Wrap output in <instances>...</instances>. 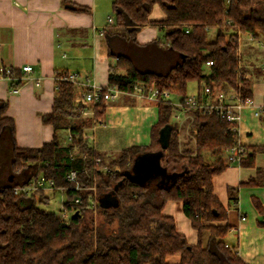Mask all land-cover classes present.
I'll list each match as a JSON object with an SVG mask.
<instances>
[{
    "label": "trees",
    "instance_id": "obj_1",
    "mask_svg": "<svg viewBox=\"0 0 264 264\" xmlns=\"http://www.w3.org/2000/svg\"><path fill=\"white\" fill-rule=\"evenodd\" d=\"M61 4L89 12L64 0ZM154 5L163 19H150ZM111 10L114 24L104 31L108 56L114 59L108 86L130 92L136 83H144L167 90L183 104L188 83L196 82L199 100L204 99V87L210 98L234 88L242 99H250L251 82L238 69L241 53L236 50L241 35L260 40L264 49L263 0H113ZM145 26L163 31L164 42L139 44L136 34ZM210 29L215 32L208 40ZM4 69L18 76L16 70ZM66 75L56 76L51 111L40 116L54 131L40 147L17 146L14 121L4 115L6 103L0 102V264H166L174 255L179 256L178 264H245L223 241L230 229L227 211L212 186L213 177L225 167L222 152L237 143V133L230 130L234 124L215 112L188 110L189 137L181 143L180 125L170 122L172 101L157 100L158 118L149 145L110 158L93 150L83 131L103 115V102L92 105V118H83L84 108L74 102L75 84L58 79ZM258 118L264 126V106ZM144 156L159 157L164 172L142 184L127 175ZM239 164L251 166L253 155L243 149ZM103 166L110 170H101ZM72 170L73 183L66 180ZM38 176L64 189L69 218L42 208L48 201L43 192L38 197L13 192ZM76 184L83 189L76 190ZM236 191L228 188L234 204ZM106 195L115 196L118 206L102 207L100 199ZM75 197L79 204L73 203ZM168 201L180 203L197 234L195 245L176 231L172 217L162 214Z\"/></svg>",
    "mask_w": 264,
    "mask_h": 264
},
{
    "label": "crops",
    "instance_id": "obj_2",
    "mask_svg": "<svg viewBox=\"0 0 264 264\" xmlns=\"http://www.w3.org/2000/svg\"><path fill=\"white\" fill-rule=\"evenodd\" d=\"M62 1L0 0V67L18 72L10 79L0 77V102L6 103L4 115L13 119L15 142L21 148H37L52 139V127L42 124L40 116L51 111L57 75H78L74 102L88 85L108 87V67L114 59L108 56L104 31L113 26L107 23L108 18L114 20L109 14L113 0H64L89 10L82 13L63 7ZM163 17L154 5L150 19ZM161 33L159 28L145 26L136 40L139 44L161 41ZM239 50L244 53L242 72L251 82V103L240 110L237 143L253 155V164L228 163L224 150L225 167L213 177L212 186L227 211L230 229L223 241L245 264H264V126L258 118L264 106V49L260 40L241 35ZM25 65L32 67L31 73L21 70ZM17 83L18 92L12 93ZM155 103L125 93L103 103V115L83 129L89 146L115 157L112 154L124 149L149 145L158 118ZM84 110L88 114L83 118L93 117L92 105ZM251 179L255 182L247 185ZM228 188H237L235 204ZM162 214L174 219L176 231L189 245L196 244L197 234L180 203L168 201ZM165 262L178 264L179 256H169Z\"/></svg>",
    "mask_w": 264,
    "mask_h": 264
},
{
    "label": "built area",
    "instance_id": "obj_3",
    "mask_svg": "<svg viewBox=\"0 0 264 264\" xmlns=\"http://www.w3.org/2000/svg\"><path fill=\"white\" fill-rule=\"evenodd\" d=\"M108 25L114 24V20L112 18L107 19ZM187 32V30H186ZM262 46V44H261ZM237 54L239 53V48L236 50ZM207 65H211V62H208ZM238 69L239 71L242 69L241 61L238 62ZM21 70L29 74L32 72V67L29 65H25L21 68ZM76 73H70L66 76H60L58 79L63 81H68L70 83H75L77 78ZM242 76L247 79L246 74L242 73ZM0 77L4 79H10L11 76L9 75V70L0 67ZM18 84L15 85L14 89H12V93L18 92ZM128 94L132 96H136L138 99H146V100H168L170 97V93L167 90H160L156 87H149L144 83H136L130 92H124L120 90L117 86H108V87H101L96 86L94 84L88 85L87 89L80 93L78 98L75 99V103L81 105L82 107H86L87 105H94L100 101L103 103L108 102L111 99H117L122 94ZM202 95L204 99L199 100L197 95H191L190 97H186L183 104L180 103H172L174 107L176 106L177 109L181 111V113H185L188 110H201L207 112H215L224 116L225 119L233 123L230 127V130L237 133L238 136V120L240 119L239 113L242 107L250 105V99H242L241 96L236 92L234 88H230L227 92L218 91L217 94L210 98V90L207 87L203 88ZM81 114L87 115L88 112L83 110ZM178 118V115L176 116ZM226 152V162L228 163H237L239 164L242 154L243 148L238 145V143L234 144L233 146L229 147L225 150ZM99 162V159L96 160ZM103 171H109L110 168L108 166H103L100 168ZM118 169V168H114ZM66 180L68 182H76V171L72 170L66 175ZM76 190H82L83 188L80 187L78 184L74 187ZM43 190H52V191H63L64 189L58 188L54 185L53 181L45 179L43 176H38L36 179H33L27 182L25 185L21 187H16L13 189L15 194H22L30 196L32 194L43 192ZM91 191H95L94 187L91 188ZM92 197V196H90ZM80 198L75 197L73 200L74 204L80 203ZM70 215L68 211L65 209L60 214V218L66 220L69 218Z\"/></svg>",
    "mask_w": 264,
    "mask_h": 264
},
{
    "label": "rangeland",
    "instance_id": "obj_4",
    "mask_svg": "<svg viewBox=\"0 0 264 264\" xmlns=\"http://www.w3.org/2000/svg\"><path fill=\"white\" fill-rule=\"evenodd\" d=\"M264 2V0H263ZM111 17H115L114 13L111 10V6H110V12H109ZM214 32L215 29H210L208 31L207 34V39L211 40L214 36ZM161 41L164 42V33H161ZM239 53H241V50H239ZM244 58V53L241 54V60ZM162 70V68H161ZM206 71V70H205ZM163 72V71H161ZM197 90V84L196 82H189L187 85V91H186V96L190 97L193 93H195L194 91ZM171 101H173L172 103H177L179 100V97L171 95L169 98ZM178 115V118H176V116ZM83 117H86L85 115L82 114ZM191 116L189 115V113L185 112V113H181V111L179 109L176 108L173 110V113L171 115L170 118V122L172 124H177L180 125V141L181 143L185 142L186 138L189 137V132H188V126L185 125V122L190 120ZM68 137H64V141L68 142ZM117 154H112V156H115ZM113 158V157H110ZM173 175L168 178H172ZM152 180V179H151ZM153 181V180H152ZM43 194L45 197H47L48 201L47 204H43L40 205L42 208H44L47 211H51L53 213H55L56 215L60 216V214L62 213V211L64 210V202L66 201V196L65 193H63L62 191H52V190H43ZM36 197H38L40 195V193H36V194H32ZM31 196V195H30ZM68 214L71 216V212L68 211Z\"/></svg>",
    "mask_w": 264,
    "mask_h": 264
},
{
    "label": "water",
    "instance_id": "obj_5",
    "mask_svg": "<svg viewBox=\"0 0 264 264\" xmlns=\"http://www.w3.org/2000/svg\"><path fill=\"white\" fill-rule=\"evenodd\" d=\"M160 140L162 141V148H165L166 139L163 131L160 133ZM161 172H164V170L159 162V157L144 156L134 163V172L133 174H128L127 178L143 184ZM100 205L102 207H117L118 201L115 196L106 195L100 199Z\"/></svg>",
    "mask_w": 264,
    "mask_h": 264
}]
</instances>
